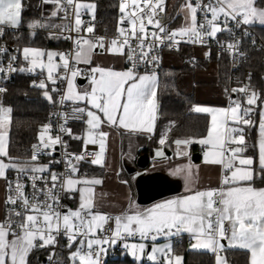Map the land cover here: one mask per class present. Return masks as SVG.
Segmentation results:
<instances>
[{
  "label": "snow or ice",
  "instance_id": "obj_1",
  "mask_svg": "<svg viewBox=\"0 0 264 264\" xmlns=\"http://www.w3.org/2000/svg\"><path fill=\"white\" fill-rule=\"evenodd\" d=\"M44 5L52 6L49 15L41 13L40 19L27 21L29 36L45 30L47 38L71 40L73 47L61 51L29 43L9 53L7 45L0 44V55L8 54L6 65L0 60V80L16 71L32 73L40 69L42 75L46 71V78L33 80L32 86L43 90L50 103L65 106L71 102V113L86 127L74 133L67 127L68 113H54L63 123L55 131L51 122L42 124L30 157L21 159L9 154L12 108L0 102V179L6 192V215L0 220V264H31V253L40 249L48 251V264H105L108 250L118 242L123 253L133 258V264H181L182 256L174 254L171 238L184 233L195 241L190 243L191 248L216 254V264H227L219 255L226 247L221 240H227L228 247L247 250L248 264H264V187L255 186L257 178L264 181V108L259 113L258 143L253 145L258 146V166H254L257 157L245 155L249 145L245 129L240 127L256 124L250 114L260 97L249 85L231 88L232 93L242 94L243 103L238 95L235 99L229 96L228 107L191 108L210 117L205 136L170 140L171 127L161 133L154 161L159 164L170 160L164 149L175 145L174 156L187 158V163L176 164L169 172L184 180L186 194L150 207H141L129 197L121 212H102L95 191L102 179L81 172L82 163L105 166L109 136L105 126L152 138L158 113V78L148 68L154 69L160 59L155 54L157 49L179 50L181 42L207 46L215 41L223 51L237 53L239 42L220 41L218 33L233 36L236 29L243 28L247 35L248 27L264 26V0H183L176 12L183 16V23L173 29L163 23L165 0H120L117 34L111 38L80 35L93 33V25L82 27L86 22L81 18L87 10L94 19L93 3L40 0L39 6ZM26 7L24 0H0V38L6 29L20 28ZM69 17L74 23L65 22ZM56 18L60 22H54ZM97 48L126 56L128 66L115 70L94 65ZM204 55L209 56L210 49ZM18 56L26 67L15 66ZM141 65L143 72L139 70ZM81 76L88 81L83 88L76 83ZM6 91L0 86V94ZM170 124L174 126L175 122ZM65 135L81 141L80 151H69ZM193 143L201 146L205 164L220 166L219 187L193 189V168L198 167L190 157ZM57 145L60 159L54 156ZM88 145H96L98 150L91 151ZM41 156L49 159L41 162ZM59 164H63V171L54 167ZM9 171L15 173L14 178L9 177ZM65 199L74 201L75 207L64 203ZM161 238L165 243H158ZM57 247L67 250L66 259Z\"/></svg>",
  "mask_w": 264,
  "mask_h": 264
},
{
  "label": "trees",
  "instance_id": "obj_2",
  "mask_svg": "<svg viewBox=\"0 0 264 264\" xmlns=\"http://www.w3.org/2000/svg\"><path fill=\"white\" fill-rule=\"evenodd\" d=\"M96 3V18L100 19L103 25H109L111 28L116 26L115 14L118 9L115 0H93ZM27 7L23 11L24 23L19 29L11 35V39L17 46L24 47L31 43L32 46L43 47L46 49H53L56 47H64L65 43L47 38L45 30H37L35 37L29 36V29L27 28V21L31 19H40L41 13L45 16L49 9L48 5L40 7V0H24ZM174 17V19H173ZM170 18L173 19V25L178 23V17L174 10L170 13ZM257 37L262 41L263 47L260 50H250V59L244 69L251 72V83L253 89L259 93L257 105L254 106L256 122L257 113L261 105V100H264V26L253 25ZM20 37L19 40L16 37ZM192 50L184 48L176 53L182 61L179 69H165L164 67L158 72V117L155 125L154 138L158 140L161 133L167 128L171 127V132L168 133L169 139L173 140L183 136L202 137L207 134V126L209 119L205 114H199L191 111L195 104V100L191 95L182 94L177 87V75L175 72L179 70H192L196 66L191 65L190 59ZM217 62L218 79L221 87L226 89L231 80L227 62L223 57H213ZM174 72V73H172ZM38 75L41 72L37 73ZM37 75L31 76L27 72L17 71L13 81L7 85V91L4 93L2 103L4 106L12 108L11 124L8 130V151L11 156L30 157L31 145L37 143L38 133L41 125L47 122V116L50 111V106L47 99L43 96V90L32 86V81ZM174 121L175 125L170 122ZM81 125L73 126L78 128ZM245 129V142L249 145L247 153L254 154V136L257 125L249 127L241 125ZM156 142V141H155ZM77 142L69 139V146L71 149L76 148ZM191 150L194 153H201V146L199 144H192ZM170 149L168 147H165ZM143 151H150V148H145ZM85 169L90 173V165L82 164L81 170ZM255 186H264V181L257 178ZM174 254L182 256V264H213V254L208 251H190V238L180 236V241L172 243ZM229 262V264H248V252L237 249H229L225 247L222 251ZM48 251L40 249L34 250L30 255L31 264H42L43 258ZM67 250H63L60 254L66 259ZM105 264H133L131 259L126 254H119L113 259L107 260Z\"/></svg>",
  "mask_w": 264,
  "mask_h": 264
},
{
  "label": "crops",
  "instance_id": "obj_3",
  "mask_svg": "<svg viewBox=\"0 0 264 264\" xmlns=\"http://www.w3.org/2000/svg\"><path fill=\"white\" fill-rule=\"evenodd\" d=\"M183 2V0H165V5H167L168 9L171 12L174 10L175 14L179 5ZM178 23L177 27H179L183 23V16H177ZM257 26H261L259 24H255ZM192 50L191 58L196 61V66L192 70H180L177 74V87L179 91L184 95H191L195 100V104L199 103H212L218 106H227L226 105V97H225V89L220 86L218 79V69L216 61H205V51L202 48H189ZM93 64H99L105 67H112L115 70H121L125 68L124 64V56L119 53H109L104 51L103 49L97 48L94 50L93 55ZM162 65L165 69H179L181 68L182 61L180 57L176 54H166L162 59ZM80 67H86L85 65H80ZM158 78V76H157ZM84 79L85 82L83 84H87L88 81L84 77H77L76 81ZM193 81L194 85H192L187 80ZM158 90V89H157ZM71 103V102H69ZM193 105V106H194ZM261 108H264V104H261L256 117V130L254 136V145L258 143V123H259V113ZM202 114V113H199ZM206 115V114H205ZM158 117V113H157ZM208 117V116H207ZM209 119V117H208ZM86 125L83 123L78 128H73L74 133H81ZM241 127V125H240ZM104 130L109 132V136L107 138V151H106V160L105 166L101 167L99 165H90V173L89 176H96L102 179L103 183L101 185L95 186V191L97 193V204L99 205V210L102 212L117 214L121 212L128 204V198L131 197L133 201L136 202V191L134 188V175L128 174L127 169H132L136 160L140 156L147 155L149 159V163L142 172H159L164 174L169 178L170 181H173L177 185V191L165 196L156 201L150 202L148 204L140 205L141 207H150L151 205L163 201L168 198H172L175 196L183 195L185 193V184L184 180L180 177H174L170 174L169 169L174 167L179 163H187V158L185 157H176L173 154L172 148L164 150L169 151V157L171 158L165 163L157 164L154 161L155 157V149L159 147L158 140L154 138V132L151 134L152 138L148 139L146 134H131L123 128H119L118 126L112 127H104ZM76 141L77 145L76 150H80L81 141ZM156 141V142H155ZM145 148H150V151H143ZM88 149L91 151L98 150V146L96 145H88ZM190 157L194 154L190 147ZM199 160L192 163L197 165L198 167L193 168V189H208V188H217L220 186V177H221V169L219 165H211L205 164L203 162V153H199ZM245 155H251L249 153H245ZM257 157L256 164L254 166H258V146L254 147V154L252 155ZM119 173V175H117ZM122 181H128V183H122ZM264 187V186H260ZM5 194V182L0 179V220L4 217L3 211V199ZM137 203V202H136ZM138 204V203H137ZM71 206L75 207V202L71 201ZM181 236H186L189 238L187 233L182 234ZM164 239L158 240V242H163ZM224 241V243H223ZM190 243H195L194 240L190 241ZM221 243L224 244L229 249H239L238 247H228L227 240H221ZM190 251H208L207 249H193L189 245ZM223 251V250H222ZM220 252L224 260L229 264L223 252ZM247 251V250H243ZM210 252V251H208ZM213 254V264H216V254ZM249 254V253H248Z\"/></svg>",
  "mask_w": 264,
  "mask_h": 264
},
{
  "label": "built area",
  "instance_id": "obj_4",
  "mask_svg": "<svg viewBox=\"0 0 264 264\" xmlns=\"http://www.w3.org/2000/svg\"><path fill=\"white\" fill-rule=\"evenodd\" d=\"M118 6V9L116 11L115 14V21H116V26L114 28H111V26L109 25H103L100 19H97L96 16L93 18H89L88 14L86 12H82L81 18L82 20H84L86 22L84 26H87L88 23H91L93 25V33H86V32H81L80 35H84V36H105L108 38L114 37L117 33H116V28L118 26V21H119V17L121 15V13L119 12V2L120 0H115ZM193 2H195V0H193ZM170 13L171 10L168 9L167 5H165V13L162 14L164 16L163 19V23H165L166 25H168L169 29H173V28H177V24L173 25V19L170 18ZM67 22H73L74 20L72 17H69ZM120 26H124V25H120ZM149 28H151V26H149ZM16 30H12V29H6L5 31V35L0 38V44H6L9 50V53H11L16 47L17 44L11 39V35L15 34ZM247 35L244 34V29H236L235 30V34L233 36H230L227 33H218V38L220 41H230V40H234V41H238V52L237 53H233V54H229V52L227 51H223L220 46L215 42V41H211L209 43V45L207 46H203V45H194V44H189V43H183L181 42L179 45V50H176L175 48H168V47H161L159 49H157L155 51V54L159 56V61L156 65V67L153 69L151 66H149L148 70L151 71H155L156 74H158V72L161 70V68L163 67L162 65V59L166 54L169 53H176L184 48H202L204 49V51H209L210 49V55L209 56H205V61L210 62V61H214L212 58L216 57H223L226 62H227V66L229 69V72L231 74V80H230V84L227 87L228 89V93L225 95L226 97V105H229V96H231L233 99L237 98L238 95L240 96L242 103H243V96L242 94H237V93H232L231 92V88L233 87H239V86H243V85H249V87L253 89L252 83H251V78L249 80V74L251 76V72L249 70H245L244 67L248 64V61L250 59V50L254 49V50H260L263 47V43L262 41L257 37L256 32L253 28V25L247 28ZM64 35H68V33H65ZM71 35L76 36L77 34L75 32H72ZM60 41L65 43L64 47H56L53 48L51 50H61V51H67L69 49H71L73 47V43L71 40H65L63 38L59 39ZM239 53H244L243 56L239 55ZM58 59V58H57ZM0 60L3 61V63L6 65L8 62V54H2L0 55ZM124 61L125 64L124 66L127 67L128 66V62L126 60V56H124ZM216 61V60H215ZM196 61L194 59H190V64L191 65H195ZM15 66L17 68L20 67L19 64V60H17L15 62ZM141 72H143L145 70L144 66L141 65L140 69ZM17 72V71H16ZM16 72L10 73L8 78L6 80H0V86L3 87H7V85H9L14 77ZM31 76H35L36 77V81H39L42 78H46L45 74H37V73H29ZM51 87V85H49V88ZM54 97H57V94L53 93ZM3 96L4 94H0V102H2L3 100ZM58 98V97H57ZM49 106H50V111L48 113L47 116V122H51L53 125V131L56 130V126L60 123H63V120L57 116L54 115V113L57 112H66L68 113V118H67V127L72 128L73 126L76 125H81L83 124V121L80 119H76L74 118L73 114L71 113V103L66 102L65 106H60L58 104H53L50 103L47 100ZM244 106H247L246 104ZM255 106V105H254ZM254 106H252L254 108ZM251 118L253 119L255 117V109L254 111L250 114ZM69 138L68 136H64V139L68 141L69 143ZM194 144V143H193ZM56 152L54 153V156L56 159H60L61 158V150H60V146L57 145L56 146ZM69 151H74V152H78L80 150H74L71 149L69 146ZM32 152V149H31ZM31 155V153H30ZM49 158L46 156H41L40 160L41 162H47ZM82 164H89V163H82ZM54 167L56 168L57 171H63V164H59V165H54ZM81 172H87L85 169L81 170ZM88 174V173H87ZM10 178H14L15 177V173L12 171H9L8 173ZM6 198V192L4 194V199H3V211H4V217L6 215V208H5V201ZM71 201L72 200H67L65 199L64 203L68 204L69 206H71ZM3 217V219H4ZM2 219V220H3ZM163 239V238H161ZM160 239V240H161ZM172 243H177L180 241V236L178 237H172ZM63 250L66 249H60L59 247H57L56 251L58 253H62ZM119 254H123V249L120 246L119 242L116 246L110 248L108 250L107 255L104 257L105 263L107 262V260L109 259H113L115 257H117ZM48 255V253H47ZM47 255L43 258L42 260V264H48L47 261ZM67 257V254L66 256Z\"/></svg>",
  "mask_w": 264,
  "mask_h": 264
},
{
  "label": "water",
  "instance_id": "obj_5",
  "mask_svg": "<svg viewBox=\"0 0 264 264\" xmlns=\"http://www.w3.org/2000/svg\"><path fill=\"white\" fill-rule=\"evenodd\" d=\"M84 79L78 80L79 84H83ZM169 155V151L167 152ZM200 154L194 153L191 160L196 162L199 160ZM149 163L147 155L140 156L136 160V164L132 169H127V173L134 175V188L136 191V202L140 205L161 199L177 191V185L170 181L167 176L159 172H142ZM224 243V241H223ZM150 250V249H149Z\"/></svg>",
  "mask_w": 264,
  "mask_h": 264
},
{
  "label": "rangeland",
  "instance_id": "obj_6",
  "mask_svg": "<svg viewBox=\"0 0 264 264\" xmlns=\"http://www.w3.org/2000/svg\"><path fill=\"white\" fill-rule=\"evenodd\" d=\"M81 2H83V3H93V4H95L96 5V3H95V1H93V0H81ZM48 7H49V9H48V11H47V14L45 15V17L46 16H48L49 15V12H50V9H51V5H48ZM83 12H86L87 14H88V16H89V18H93V16H92V14L91 13H89L87 10H83ZM96 16V7H95V12H94V17ZM35 19H37V18H35ZM54 22H60L59 21V18H56L55 20H54ZM21 48H23V47H21ZM18 60H19V64H20V66H27L26 65V62H24L23 61V59H22V57H19L18 56ZM180 71V70H179ZM39 72H41V70L40 69H36L35 70V72H32V73H39ZM27 73H29V72H27ZM172 73H174V72H172ZM176 73V75L178 74V72H175ZM44 74H45V77H46V71L44 72ZM188 82H190V80L188 79L187 80ZM76 83L80 86V88H83L84 86H86L85 84H79L77 81H76ZM192 85H194V80L193 81H191L190 82ZM197 105H199V106H207V107H224V106H218V105H214V104H212V103H204V102H202V103H199V104H197ZM225 107H228V106H225ZM203 114V113H202ZM207 115V114H206ZM209 122H210V117H209ZM9 130V129H8ZM165 151V153H166V155L167 156H169L168 154H167V152H168V150H164ZM158 243H161V244H163V243H165V241H163V242H158ZM177 255V254H176ZM131 259H133L131 256H129ZM181 264H182V262H181Z\"/></svg>",
  "mask_w": 264,
  "mask_h": 264
}]
</instances>
